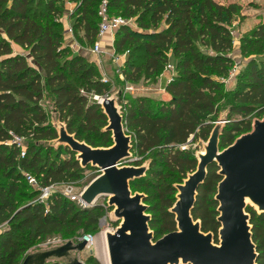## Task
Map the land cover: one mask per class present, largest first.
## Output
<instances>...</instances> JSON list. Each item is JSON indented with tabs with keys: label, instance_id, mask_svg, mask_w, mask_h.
I'll use <instances>...</instances> for the list:
<instances>
[{
	"label": "trees",
	"instance_id": "16d2710c",
	"mask_svg": "<svg viewBox=\"0 0 264 264\" xmlns=\"http://www.w3.org/2000/svg\"><path fill=\"white\" fill-rule=\"evenodd\" d=\"M73 1L77 5L72 30L82 29L89 42L97 35L103 1L110 15L133 20L135 28L123 25L115 32V52L129 45L125 81L154 83L170 58L174 59L175 75L165 87L168 100L128 94L123 102L122 93L118 96L131 150L149 160L144 175L131 180L129 187L132 193L144 195L149 229L156 240L176 230L170 211L176 201V185L197 167L194 153L180 147L189 140H208L218 120L219 100L226 105L227 120L219 135L220 150L252 129L253 114L264 113V55L250 59L237 76L236 86L225 91L220 78L229 74L234 63L229 26L240 10L238 4L216 0ZM64 11L65 0H0V264H20L29 248L50 234L94 232L103 216V206L81 207L59 191L49 197L45 207L24 176L31 173L43 186L75 183L92 167H82L76 153L64 144H45L58 138L44 106L47 97L56 119L77 140L93 148L113 145L112 133L106 130L107 116L93 99L107 96L109 83L103 82L83 54L71 53L63 45ZM245 37L253 45L264 40V22ZM13 44L28 54L15 52ZM15 136L24 140L23 157L13 143ZM139 160L131 164L139 167ZM218 170L216 164L208 167L191 211L201 231L212 233L216 244L220 223L215 195L222 178ZM245 211L256 246V264H264V212L250 205ZM88 262L100 264L94 257Z\"/></svg>",
	"mask_w": 264,
	"mask_h": 264
},
{
	"label": "water",
	"instance_id": "95a60500",
	"mask_svg": "<svg viewBox=\"0 0 264 264\" xmlns=\"http://www.w3.org/2000/svg\"><path fill=\"white\" fill-rule=\"evenodd\" d=\"M108 119L106 130L112 133L111 147L93 148L77 140L59 123L58 144L76 153L82 167L91 165L100 171L81 193V199L92 206L99 196H108L114 214L121 221L114 232L105 234L109 264H256V246L251 237L248 205L264 212V119L255 120L252 129L237 137L226 148L219 149V135L225 117L215 121L204 146L198 153L196 170L182 184L176 185V201L170 211L177 229L154 240L149 229L150 215L143 194L132 193L129 183L144 175L146 166L123 165L131 156V137L125 133L123 117L113 98L97 101ZM216 164L221 180L217 185V221L219 243L212 233L201 231L191 211L197 190L209 166ZM154 241V242H153ZM86 240L66 243L27 253L20 264H45L49 259H69V264H86L70 258L72 251L85 248Z\"/></svg>",
	"mask_w": 264,
	"mask_h": 264
},
{
	"label": "rangeland",
	"instance_id": "374dc122",
	"mask_svg": "<svg viewBox=\"0 0 264 264\" xmlns=\"http://www.w3.org/2000/svg\"><path fill=\"white\" fill-rule=\"evenodd\" d=\"M218 2H223V4L228 5L230 3H236L240 6V10L238 14L234 16V20L231 22L230 30L233 31V48L230 52L232 57L234 58V63L230 70V75L232 74V79L228 82H223L222 79L226 78H220L224 84V90L229 91L232 90L236 84H237V76L243 71L244 66L247 64V62L250 59H257L259 57H262L264 55V40H261L258 42V44L253 45L252 41L248 38H246V34L255 27L258 23L264 22V0H216ZM77 5L76 1L73 0H65V13L62 16V23H63V45L67 46L71 53H77L78 51H82L81 54L85 57V59L94 65L95 70L97 71L98 75L101 77V79H104L109 83V90L105 95L111 97L115 101V105L119 109L120 113L122 112V104L119 102V94L122 96V101H125V97L130 95H136L138 92L143 91V87H149L151 85H156L157 80L154 83H151V80L148 82L146 80L139 81L138 84H133L130 82L125 81V77L123 75V71L125 70V63L130 55L129 51V45L128 43L125 44V46L122 48L121 52H115L114 48V40H115V34L112 35H104L101 38L96 35L94 41L89 42L87 39H85L84 32L82 29L77 30L74 32L72 30L71 23L74 19V8ZM70 15H73L70 17ZM67 18V19H66ZM68 21V26L64 25V21ZM132 28H135L136 25L132 21H129L127 23ZM71 30V32H70ZM100 42L101 44V52L100 53H93L92 48L95 44V42ZM70 43L77 44L78 45V51L75 50V48H72L70 46ZM13 50L15 52H21V53H27L26 50L19 47L18 45L13 44ZM245 50L244 53H241L242 50ZM28 59L32 62L30 56H28ZM137 61L136 59H133ZM169 63L174 65V59L170 58ZM236 64V70L233 71V66ZM127 89L128 87H130ZM137 87V91H134L132 93V88ZM142 89V90H141ZM121 91V92H120ZM102 98L98 96H93V99L96 101L100 100ZM220 111L218 113V119L224 117L226 112V105L223 102V99H220L219 102ZM44 106L46 111L49 113L50 120L52 124L56 127L57 131L59 129V121L56 119V115L52 111L51 106V100L49 97L46 98L44 102ZM264 119V113L262 115L260 114H253L251 116V128L253 126V122L255 120H263ZM62 123V122H61ZM215 123V122H214ZM124 125V124H123ZM214 125V124H213ZM125 129V128H124ZM125 133L127 131L125 130ZM206 141L203 140H196V141H188L186 144L181 146L180 148H185L191 150L198 161V153L204 151V146L206 144ZM48 143L52 144L53 146H57L58 143L56 141L46 142L45 144L48 145ZM131 156L124 161L123 165H130L133 166L131 163L135 160H139L141 162V166L148 167L149 160L147 158L141 159L140 156H138L136 153L132 152L130 150ZM65 156V155H64ZM100 174V171H98L94 167H90L86 170H84L82 174V178L75 182V183H62L63 188L67 187L71 190L73 194H76L80 191H83V189L86 187V185L94 179L97 175ZM1 179V177H0ZM26 180V179H25ZM36 180H38L36 178ZM171 180V179H169ZM27 181V180H26ZM39 182V180L37 181ZM28 183V182H27ZM40 183V182H39ZM29 184V183H28ZM33 190L35 188L29 184ZM135 193V192H134ZM99 204L103 206V216L100 219V223L98 222V226L96 231L94 232H87L92 235H94L95 242L90 248L85 247L81 251H72L70 254V258H77L80 261L86 263V264H92L89 263L88 260L90 257H94L100 264H106L107 262V249L104 245L103 237L100 234V232L108 227L113 232L115 231L116 227L119 226L121 221L115 216L114 214V206H110L108 204V196L102 195L99 196L93 205ZM92 205V206H93ZM199 222V220H196ZM200 223V222H199ZM2 229V228H1ZM177 229V226H176ZM86 233V234H87ZM84 233L78 232V233H72V234H59V233H53L45 238L38 240L29 248L27 253H31L34 251L39 250H47L59 245H62L66 243L67 241H72L73 243H77L78 238L82 237ZM213 235V234H212ZM218 243H219V234H217ZM155 240V239H154ZM154 242V241H153ZM213 242H214V235H213ZM106 257V260H105ZM109 261V260H108ZM47 264H69V259H49Z\"/></svg>",
	"mask_w": 264,
	"mask_h": 264
},
{
	"label": "built area",
	"instance_id": "2783aa9c",
	"mask_svg": "<svg viewBox=\"0 0 264 264\" xmlns=\"http://www.w3.org/2000/svg\"><path fill=\"white\" fill-rule=\"evenodd\" d=\"M98 16L100 18L99 23H98V30H97V35L99 38H101L104 35H114L115 32L123 25H127V23L129 21L132 20H126L125 18L121 17L120 15H110L108 10H107V6H106V1H103L98 9ZM71 32V30H70ZM232 36H234L233 31H231ZM234 39V38H233ZM70 46L72 48L76 47V45H74L73 43H70ZM92 52L93 53H100L101 52V44L100 42H95L93 48H92ZM237 66L236 64H234L233 66V71H235ZM164 69L168 70L171 72V76L168 80V82L170 80H172V78L175 75V67L173 64L171 63H167L164 66ZM230 73V71H229ZM232 74H228V76L223 80V82H228L232 79ZM103 81H106L104 79H102ZM131 87H128L127 89H129ZM190 141V140H189ZM13 143H15L19 148H20V155L21 157L24 156V140L21 137H17L15 136L13 138ZM183 146V145H182ZM184 149V148H183ZM25 179L27 180V182L29 184H31L35 190L38 191V196L37 199L45 204V207H47L48 205V199L49 197L56 191H59L64 197L70 199L73 202H76L79 206L81 207H90V205L86 204L82 199H81V193L82 191L73 194L71 192L70 189H68L67 187L63 188V185L61 183H51L48 185H41L39 182H37L38 180H36V177L34 175H32L29 172H25L24 173ZM100 223V220H99ZM2 227L0 226V231ZM107 232H113L112 230H110L108 227H106L105 229H103L100 234L103 236L105 235ZM83 239L86 240V245L85 247L90 248L93 243L95 242V238L94 235L87 233V234H83L82 237L78 238L77 242L82 241ZM109 264V263H108Z\"/></svg>",
	"mask_w": 264,
	"mask_h": 264
},
{
	"label": "crops",
	"instance_id": "0c3cea01",
	"mask_svg": "<svg viewBox=\"0 0 264 264\" xmlns=\"http://www.w3.org/2000/svg\"><path fill=\"white\" fill-rule=\"evenodd\" d=\"M219 3L223 4V2H219ZM64 25L68 26L67 20L64 21ZM74 45H76V47H74L75 50L78 51L77 49L78 45L77 44H74ZM80 52L82 53L81 50L78 51L77 53H80ZM31 63L33 64V62ZM170 76H171V72L163 68V70L157 77V84L155 86L151 85L149 87H143V91L138 92L136 95H144V96H149V97H153L156 99L168 100L170 98V95L166 92L165 87L168 83ZM137 89L139 90V88L133 87L132 93H134V91H137Z\"/></svg>",
	"mask_w": 264,
	"mask_h": 264
},
{
	"label": "bare ground",
	"instance_id": "6f19581e",
	"mask_svg": "<svg viewBox=\"0 0 264 264\" xmlns=\"http://www.w3.org/2000/svg\"><path fill=\"white\" fill-rule=\"evenodd\" d=\"M202 152H204V151H202ZM202 152H200V153H202ZM102 237H103V241H104V245H105V243H106L105 235H103ZM105 247H106V249H107V246H106V245H105ZM106 252H107V251H106ZM107 254H108V252H107ZM105 260H106V257H105ZM105 263H106V264L109 263V261H108V257H107V262L105 261Z\"/></svg>",
	"mask_w": 264,
	"mask_h": 264
}]
</instances>
